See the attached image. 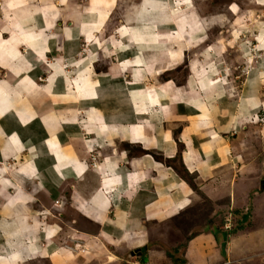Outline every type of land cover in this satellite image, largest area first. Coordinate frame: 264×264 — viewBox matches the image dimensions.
Here are the masks:
<instances>
[{
  "label": "crops",
  "instance_id": "1",
  "mask_svg": "<svg viewBox=\"0 0 264 264\" xmlns=\"http://www.w3.org/2000/svg\"><path fill=\"white\" fill-rule=\"evenodd\" d=\"M132 1L115 43L89 44L117 0H0V264H264L261 193L235 140L246 113L264 110L262 97L247 87L230 99L214 58L192 60L182 83L161 79L184 45L154 44L171 27L156 20L192 10ZM257 50L263 57L264 44ZM73 233L85 252L63 246ZM157 242L178 251L154 252Z\"/></svg>",
  "mask_w": 264,
  "mask_h": 264
},
{
  "label": "rangeland",
  "instance_id": "2",
  "mask_svg": "<svg viewBox=\"0 0 264 264\" xmlns=\"http://www.w3.org/2000/svg\"><path fill=\"white\" fill-rule=\"evenodd\" d=\"M132 2L134 3L137 1L130 0L129 4H131ZM174 2L177 4L173 5ZM171 3L173 9H176L177 11H180L182 9L185 10V7L186 9H191L192 16L187 18L185 15H183V13L185 12L183 11L181 13L182 15L177 13V22L174 21L175 13H170V16L161 15L159 19L156 20L163 28L169 25L171 27L166 28V30L169 31V33L165 35V37H167V39L165 38L166 41L164 42L159 38L157 41L158 43L154 44H178L180 45V47H183L184 45L181 56L182 59L179 61L178 65H171L172 69L166 73L167 77L163 80L174 79L177 83H182L184 82L189 72V64L192 60L199 59V61L201 62V66L202 64H204L205 67L207 66L205 62H208L210 60L214 61V58L216 62H218V71H216L214 75H219L222 78L228 79L224 82L226 83V91L229 94L230 99H234L235 101L239 100L242 96L246 95V88L250 87L251 90H249L248 95L258 94V97H262L264 101V56L261 57L260 52L257 50L258 44H264V0H174L171 1ZM129 4L127 0H117L115 6L108 9V19L106 24H104L103 26L104 28L100 36L94 38L93 41H91L89 44H114L115 41H113V39L114 37L118 36L117 33L113 32V30L116 28V26L124 23L123 18H127L124 12L128 9ZM165 12V10L159 9L158 13L163 14ZM171 24L176 25L177 27L175 28ZM145 34L148 35V41L146 42V44L153 43V41H149L152 38H155L153 36V32H151V29L146 27ZM107 35H109L110 37L107 38ZM171 36H174L175 38ZM125 38L127 40H124L125 44H130L129 36L126 35ZM78 42L79 44H85V42L81 40H78ZM210 44H213L215 47L212 48ZM150 47H153V45H151ZM125 48H127V46ZM211 49H217L215 51L216 54H213L212 59L205 55L208 51L210 52ZM131 51H133V49ZM137 51L138 50L136 49L135 53ZM121 57H125V55L123 56L119 53L118 57L116 58H119L121 60ZM205 57H207V60H205ZM256 62L257 65H254L253 63ZM103 63L104 62H102L101 64ZM101 64H99L97 69L100 67L102 68ZM198 66L200 67V64H198ZM254 66L258 68L257 81H255L256 78L254 75H249L250 72L253 73L255 71ZM2 74L3 71H0V76H2ZM128 78L129 75L126 79ZM244 80H246L247 83H245ZM15 81L16 80H13V82ZM142 81H145V83L147 82L145 79ZM141 84L142 83H139L137 87H142ZM119 97L121 103L124 104L126 101L125 97L121 94H119ZM43 101L45 103L46 98L43 99ZM232 103L233 102H228L227 105L230 106L232 105ZM227 105H225V107H227ZM246 114L247 116L245 117V121L243 122L245 124L246 130L240 129L238 137H236L235 140L237 142L238 151L242 153L241 163L243 164L242 166H244V164L246 166V168H244L245 172L253 176L251 182L253 181V183L259 190L258 193H261V195L263 194L262 196L258 194L259 200L257 202L262 201V203L259 204V214L256 213L255 215L257 216L255 220L261 221L264 220V110L261 111V109L259 108L257 110H253V112L248 111ZM128 149V153L131 154L133 150L131 148ZM3 165L4 164L1 165V169L6 168L5 165ZM11 168L4 169L2 172H5L7 174ZM253 170H256V173ZM178 173H180V176L189 178L184 170L179 169ZM11 190L13 189H8V191L12 193ZM199 194L200 193H198V195ZM2 201L3 200L0 199V203ZM221 202H223V200H221ZM54 203L56 206H59L60 204V202L58 201H55ZM210 205L214 206V204ZM208 206V203H203L201 209L207 212V208H209ZM217 208L218 206H215L214 210H217ZM249 208V212H251V207ZM199 211L200 209L195 216H202V212ZM214 220L217 221L218 219L214 218ZM181 222H184V220H182ZM252 222L255 223L254 221H251L250 224H252ZM194 226L188 223L186 225L183 224L181 227L189 229L190 227ZM82 228L86 229L87 227L84 226ZM209 228H206V230L209 234L214 236L213 233L215 232V229ZM77 235V233L71 234L72 240H74L72 242L74 244V247L80 246L81 244L79 240H76V238L79 237ZM222 237V234L216 235V238L220 243ZM8 243L6 242L5 245H7ZM72 243L67 241L63 244V246L65 247L67 245L69 248H72ZM184 243L185 242L180 243L178 247H180L181 245V247H183ZM81 245L84 246L85 244L83 243ZM94 249L95 248H93V251ZM166 249H173L175 252L178 251V248H175V245L170 248H168L167 246L166 248L164 245L160 246V243L157 242L154 252H165ZM99 251L102 254L103 250ZM117 252L119 254L120 249H118ZM155 258H157V256L151 253L150 261L154 260ZM100 259H103V261L105 260L103 256H100ZM26 264L48 263L44 260L36 259Z\"/></svg>",
  "mask_w": 264,
  "mask_h": 264
},
{
  "label": "bare ground",
  "instance_id": "3",
  "mask_svg": "<svg viewBox=\"0 0 264 264\" xmlns=\"http://www.w3.org/2000/svg\"><path fill=\"white\" fill-rule=\"evenodd\" d=\"M26 26V25H25ZM73 27V26H72ZM68 28V27H67ZM4 50V49H3ZM3 50H1V51H3ZM6 53H7V51H5ZM7 57L6 56H4V57H0V60H1V63H3V62H8L7 61ZM7 70V69H6ZM5 71V70H4ZM9 71V70H8ZM20 71V70H19ZM2 72V71H1ZM19 73V72H18ZM28 74V73H27ZM30 75H31V73H29ZM32 77V76H31ZM30 78V77H29ZM14 80V79H13ZM33 80V79H32ZM4 81V80H3ZM1 82V81H0ZM11 85V84H10ZM19 85V84H18ZM4 87V86H3ZM3 87H2V89H3ZM29 87V86H28ZM40 87V86H39ZM7 90H6V94H8L7 96H9V95H12V93H11V91H9V89L8 88H6ZM20 89V88H19ZM13 90V89H12ZM4 92H5V90H4ZM2 94V93H1ZM20 94V93H19ZM10 97V96H9ZM9 97H7V102H8V104L7 105H5V106H10V105H12L11 104V102H12V100H11V98H9ZM0 99H1V101H2V103H3V105L5 104V100L2 98V96L0 95ZM16 102V101H15ZM97 151V150H96Z\"/></svg>",
  "mask_w": 264,
  "mask_h": 264
},
{
  "label": "built area",
  "instance_id": "4",
  "mask_svg": "<svg viewBox=\"0 0 264 264\" xmlns=\"http://www.w3.org/2000/svg\"><path fill=\"white\" fill-rule=\"evenodd\" d=\"M92 159H93V162H92V166H94L95 165V162H94V157L92 156ZM228 220V219H227ZM75 247H77V246H75ZM78 248V250L80 251V252H83V251H85V247L83 246V245H80V246H78L77 247ZM80 248V249H79ZM138 252H132V256L133 255H136ZM131 264H134V263H131ZM158 264H162V263H158ZM216 264H231V261H229V260H225V261H221V262H218V263H216Z\"/></svg>",
  "mask_w": 264,
  "mask_h": 264
},
{
  "label": "trees",
  "instance_id": "5",
  "mask_svg": "<svg viewBox=\"0 0 264 264\" xmlns=\"http://www.w3.org/2000/svg\"><path fill=\"white\" fill-rule=\"evenodd\" d=\"M167 76H166V73L165 74H163L160 78L161 79H165ZM128 145H124V147H127ZM137 149H139V148H137ZM139 152H140V150H139ZM155 157H156V155H154ZM158 157V156H157ZM176 171H177V169H176ZM179 171V170H178ZM186 173V175H187V172H185ZM188 176V175H187ZM184 177V176H183ZM192 177V176H191ZM208 222H210V221H208Z\"/></svg>",
  "mask_w": 264,
  "mask_h": 264
},
{
  "label": "clouds",
  "instance_id": "6",
  "mask_svg": "<svg viewBox=\"0 0 264 264\" xmlns=\"http://www.w3.org/2000/svg\"><path fill=\"white\" fill-rule=\"evenodd\" d=\"M55 206H56V205H55ZM77 247H78V246H77ZM77 247H74V246H73L74 249H78ZM83 252H85V251H83ZM131 252H136V250H134V251L131 250V251H130V254H131Z\"/></svg>",
  "mask_w": 264,
  "mask_h": 264
},
{
  "label": "water",
  "instance_id": "7",
  "mask_svg": "<svg viewBox=\"0 0 264 264\" xmlns=\"http://www.w3.org/2000/svg\"><path fill=\"white\" fill-rule=\"evenodd\" d=\"M131 254H132V252H131Z\"/></svg>",
  "mask_w": 264,
  "mask_h": 264
}]
</instances>
